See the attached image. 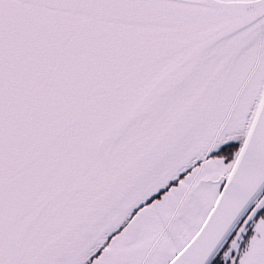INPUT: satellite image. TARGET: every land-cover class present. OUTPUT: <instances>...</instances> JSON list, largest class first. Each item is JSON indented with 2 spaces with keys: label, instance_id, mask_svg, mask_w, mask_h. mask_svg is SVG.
<instances>
[{
  "label": "snow or ice",
  "instance_id": "obj_1",
  "mask_svg": "<svg viewBox=\"0 0 264 264\" xmlns=\"http://www.w3.org/2000/svg\"><path fill=\"white\" fill-rule=\"evenodd\" d=\"M0 264H264V0H0Z\"/></svg>",
  "mask_w": 264,
  "mask_h": 264
}]
</instances>
